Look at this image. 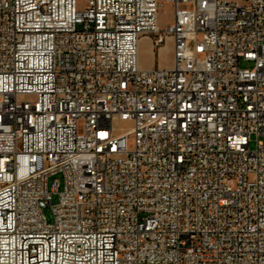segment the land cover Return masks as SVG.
<instances>
[{
  "label": "built area",
  "instance_id": "obj_1",
  "mask_svg": "<svg viewBox=\"0 0 264 264\" xmlns=\"http://www.w3.org/2000/svg\"><path fill=\"white\" fill-rule=\"evenodd\" d=\"M0 264H264V0H0Z\"/></svg>",
  "mask_w": 264,
  "mask_h": 264
},
{
  "label": "rangeland",
  "instance_id": "obj_2",
  "mask_svg": "<svg viewBox=\"0 0 264 264\" xmlns=\"http://www.w3.org/2000/svg\"><path fill=\"white\" fill-rule=\"evenodd\" d=\"M173 17V7L170 4H166V6L161 10L160 12V23L161 25H165L167 23L172 22ZM151 39L150 37H144L141 41L140 45V60L141 65H147L151 63L152 56H153V48L151 47ZM156 51V50H155ZM158 51V50H157ZM159 52L158 59L163 60V66H171L173 64V57H174V44L173 39L170 37L168 39V42L165 46L162 47V49ZM244 66L247 64H243ZM252 148L256 147L255 140L252 141L251 144ZM56 179H60L62 181L61 189L63 188V174L58 173L56 175H52L49 177V186L52 187L54 181ZM59 200L58 194H54L53 196V203L56 204ZM45 211L47 214H50L51 206L48 204V206L45 208Z\"/></svg>",
  "mask_w": 264,
  "mask_h": 264
},
{
  "label": "crops",
  "instance_id": "obj_3",
  "mask_svg": "<svg viewBox=\"0 0 264 264\" xmlns=\"http://www.w3.org/2000/svg\"><path fill=\"white\" fill-rule=\"evenodd\" d=\"M158 55H159V52L156 50L153 52V56H152V61L151 63L149 64H145L143 65L144 68H151V67H154V66H159V65H163V60L161 59H158Z\"/></svg>",
  "mask_w": 264,
  "mask_h": 264
},
{
  "label": "bare ground",
  "instance_id": "obj_4",
  "mask_svg": "<svg viewBox=\"0 0 264 264\" xmlns=\"http://www.w3.org/2000/svg\"><path fill=\"white\" fill-rule=\"evenodd\" d=\"M142 41V40H141Z\"/></svg>",
  "mask_w": 264,
  "mask_h": 264
}]
</instances>
